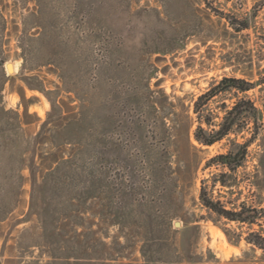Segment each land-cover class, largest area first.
I'll return each instance as SVG.
<instances>
[{"label": "rangeland", "instance_id": "374dc122", "mask_svg": "<svg viewBox=\"0 0 264 264\" xmlns=\"http://www.w3.org/2000/svg\"><path fill=\"white\" fill-rule=\"evenodd\" d=\"M263 1L0 0V264L264 263L200 218L227 139L193 136L213 82L264 77Z\"/></svg>", "mask_w": 264, "mask_h": 264}, {"label": "trees", "instance_id": "16d2710c", "mask_svg": "<svg viewBox=\"0 0 264 264\" xmlns=\"http://www.w3.org/2000/svg\"><path fill=\"white\" fill-rule=\"evenodd\" d=\"M225 16L236 31L250 27L249 18L237 21ZM245 74L250 77L223 76L199 94L193 104L196 123L193 136L197 143L211 146L227 139L226 150L208 158L203 166V169L216 167L218 171L201 179L199 202L206 213L200 218L217 225L225 220L246 226L240 232L223 230L232 243L244 239L253 250H264V109L248 95V91L264 84V77L253 80L251 73ZM189 142L195 150H201ZM252 159L253 170H248ZM200 164L198 160L193 179ZM181 250L183 258L192 259L183 241Z\"/></svg>", "mask_w": 264, "mask_h": 264}, {"label": "water", "instance_id": "95a60500", "mask_svg": "<svg viewBox=\"0 0 264 264\" xmlns=\"http://www.w3.org/2000/svg\"><path fill=\"white\" fill-rule=\"evenodd\" d=\"M8 67V66H7ZM8 69V68H7ZM177 225H179V223H177Z\"/></svg>", "mask_w": 264, "mask_h": 264}, {"label": "bare ground", "instance_id": "6f19581e", "mask_svg": "<svg viewBox=\"0 0 264 264\" xmlns=\"http://www.w3.org/2000/svg\"><path fill=\"white\" fill-rule=\"evenodd\" d=\"M14 72V71H13Z\"/></svg>", "mask_w": 264, "mask_h": 264}]
</instances>
